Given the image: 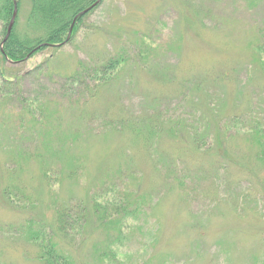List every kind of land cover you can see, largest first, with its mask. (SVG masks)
Listing matches in <instances>:
<instances>
[{"label":"rangeland","instance_id":"obj_1","mask_svg":"<svg viewBox=\"0 0 264 264\" xmlns=\"http://www.w3.org/2000/svg\"><path fill=\"white\" fill-rule=\"evenodd\" d=\"M27 12L28 7L21 3L12 26L21 30ZM4 25L0 22V47L8 22ZM70 29L72 31V27ZM263 34L264 0H104L84 18L72 41L55 48L56 51L54 48H43L29 58L27 55L18 64L4 62L0 55V68L10 80L9 84L0 83V92L5 94L0 98L4 101L0 105V186L15 178L38 198L31 210L20 208L16 211L0 202V264H35L30 253L34 249L26 241L21 226L32 216L52 224V209L48 203L55 199L41 178L40 165L33 161H18V150L6 152L4 148L14 145L43 150L39 139L31 141L29 134L28 140L17 137V128L12 123L14 119L11 120L14 111L19 114L20 108L15 95L28 98L42 90V97L57 99L50 96L46 88L53 86L59 95L62 81L76 69L77 59L87 61L85 65L91 66L93 61L112 56L126 39L135 41L142 36L149 42H158L163 44V48H168L163 57L154 61L153 67L130 64L115 82L100 89L99 94L88 103L79 108L74 104L58 107L55 123L43 127L30 121L25 123L26 126L48 132L54 124L51 147L61 150L65 137L74 133L71 130L78 125L80 132H77L76 145L72 152L63 156L65 161L61 166L70 169L66 168L69 159L73 156L80 158L87 180L96 179V182L108 176L106 174L117 175L113 172L118 169L132 170L135 175L141 176L138 178L140 192L153 196L154 203L149 217L129 223L142 225L148 221V226L153 224L159 230L153 247L155 251L144 256L147 264H257L264 255V198L259 201L249 194L264 196V189L259 188L264 167L253 158L256 146L242 137L229 139V150L250 169L247 176H243L242 170L230 162L208 163L199 160L193 152L184 155L174 137H162L156 146L161 161L162 157L168 161L169 156L170 161L176 162L177 169H189L191 173L205 165L209 174L204 171L210 178L216 176L214 169H218L215 183L204 179L190 181L188 184L195 192L208 183L214 187H225L227 183L238 182L235 193H228L221 187L213 196L207 198L202 195L204 199L193 200L187 197L188 190L182 192L181 189L163 187L161 174L153 167L147 139L127 130H105L102 123L107 116L113 112L112 116H117L120 111L129 116V112L143 116L149 114V117L159 120H163L166 113L191 117L194 102L201 113L205 109L203 104L211 102L218 106L220 114H246L249 119L264 126V74L253 49L254 44L264 41L261 38ZM171 49L179 52L178 59L173 52H167ZM31 70L34 72L22 81L15 79ZM165 78H172V81L168 83ZM181 81L190 90L196 82L203 85L195 92L198 95L193 102L179 101ZM64 93L67 94V91L60 96ZM11 94L13 97L8 100ZM67 95L74 97L75 93ZM85 114L89 115L84 117ZM169 118L175 119L174 116ZM182 133L185 143L188 135L185 130ZM25 134L26 131H23ZM9 158L18 162L11 165ZM65 179L60 185L55 184L56 188L59 186L57 206H61V200H67L70 195L82 200L89 189L87 184L74 182V176ZM101 182L107 189V182ZM245 186L249 189L247 195L241 194L246 191ZM89 192L92 194V189ZM62 208L64 206L59 210ZM78 214L71 216L73 232L70 245L56 237L72 252L76 264H100L93 245L103 239L104 233L92 225L83 239L77 231L80 226ZM140 241L138 236L121 247L119 253L126 259V264L143 261L141 253H137ZM25 249L30 250L29 254ZM145 250L146 247L143 248Z\"/></svg>","mask_w":264,"mask_h":264},{"label":"trees","instance_id":"obj_2","mask_svg":"<svg viewBox=\"0 0 264 264\" xmlns=\"http://www.w3.org/2000/svg\"><path fill=\"white\" fill-rule=\"evenodd\" d=\"M27 1L25 4L24 0H16L17 11H19L22 3L28 7V12L25 25L22 26V29L18 30L16 27H13L9 37L3 43L0 55L4 62L9 63L11 61L12 64H18L23 62L27 55H29V58L43 48H54L53 50L56 51L55 48L63 46L71 24L73 23V28L68 42L72 41L75 37L84 18L104 0H100L95 6H92V4L96 0ZM89 7L91 8L85 14L77 16L79 12ZM12 10L13 0H0V22L5 24L4 27L11 17ZM188 22L190 23L191 19ZM149 36L147 35V37ZM261 38L264 40V34ZM166 49L168 48H163V44L149 42L144 36L140 37V40L136 39L135 41L126 39L123 46L113 53L112 56H108L107 58L104 56L100 61H93L94 64L91 66L85 65L87 61L77 59L76 69L66 75V77L64 75L62 76L65 78L62 81L59 95L53 86L46 88L50 96H55L57 99L42 97L44 93L42 90L34 94L33 97L28 98H21L18 94L15 95V99H17L20 105L17 107L20 108L18 110L19 114H16L14 111L11 120L14 119L12 123L17 128V137L28 140L27 136L29 134V140H40L43 150L24 149L20 146L15 147L14 145L13 147L6 146L4 148L7 150L6 152H11L13 149L18 150L16 154L18 161L22 159L24 162L33 161L40 165L41 178L45 183V187L55 197V199L48 203L52 209V224H48L41 217L32 216L31 219L26 220L25 224L21 226L26 241L34 249L30 253L35 264H76L73 260L72 252L57 237L67 245H70L73 232V220L71 216L74 217L77 212H79L78 219L80 223L77 231L81 233L80 235L83 239L89 233L85 232L92 225H95L104 233L103 239L100 238L101 241L93 245L96 256L100 258V264H126V259L120 255L119 251L124 243L132 241L134 238H138V236L141 237V241L139 242V246L141 247L137 250V253H141L143 259L139 264H147L144 256L151 251H155L153 247L159 235V230L156 226L153 224L148 226V221L143 222L142 225L139 223L138 225L129 223L133 221L139 222L144 217H149V212L154 203L153 196L149 194L143 195L140 192V181H138V178H141V176L135 175L132 170L126 171L124 169H118L113 172L117 175L109 176V173L106 174L108 176L96 182V179L91 181L87 180V174L84 173L83 161L80 158L73 156V158L69 159L66 168L70 169H64L65 166H61L65 161L63 156L72 152L76 145L78 140L77 132H80L78 131V125H75V128L71 130L74 133H70L65 137L61 145V150H57L51 147L52 137L54 136V124H52L48 132H42L33 127L28 128L25 123L31 121L34 125L38 124L43 127H46L51 122L55 123L56 115L59 112L58 107H70L72 104L76 108L81 107L83 104L94 99L99 94L100 89L115 82L125 72L128 65L131 64L135 67L140 66L143 68L153 67L154 61H158L157 59L159 57H163ZM253 49L257 53L258 58L256 60L260 61V69L264 74V41L254 44ZM168 51L173 52L176 58L179 55V52H175V49ZM2 70L0 68V76L2 77L0 83L9 84V77L4 75ZM34 70L37 71L36 69ZM30 72L34 71L25 72L22 76L15 77V79L22 81L27 75L32 74ZM220 79L223 80V77H220ZM220 79L218 78V80ZM165 80L170 83L172 78H165ZM182 82H180V87L177 86L179 89V101L187 100L193 102L198 95L195 92L203 88V85L196 82L193 89L190 90ZM63 91H67V94L74 92L75 96H68L64 93L61 97L60 94ZM204 93L207 95L205 89ZM4 96L5 94L0 92V98ZM12 97L11 94L8 100ZM3 102L2 98L0 105ZM52 103L54 107H50ZM203 105L205 109L202 113L194 102L191 117H183L182 115L175 116L166 113L163 120L149 117V114L143 116V114L129 112V116L125 111H120L117 116H112L115 113L113 112L103 121L102 128L114 132L127 130L134 135L147 139L151 161L154 169L161 174L160 178L163 180V187L181 189L182 192H187L188 190L187 197L193 200L204 199L203 196L208 198L215 195L223 185L214 187L212 183H208L202 189L195 192L188 183L192 180L198 181L200 179L215 183V180L218 178V169H214V175L216 176H211V178L208 175L209 173L205 165L198 167L200 170L193 171L192 173V170L189 171V169L181 167L177 169L176 162L170 161L169 156L168 161H164V157L162 156L163 161L160 160L156 147L157 142L162 137H174L179 143L180 150L184 155L193 152L198 156L199 160H206L208 163L227 161L241 169L243 176H247L250 169L246 165L241 164L236 155L229 150L230 148L227 147V144L230 145L231 137L245 138L248 143L256 146L253 158L259 161L261 163L260 165L264 167V126L258 121L249 119L246 114H240L238 116L231 114L224 115L220 114L218 106L213 105L211 102ZM88 115L85 114L84 117ZM170 116H174L175 119L169 118ZM27 117L29 118L28 121L26 120ZM183 118H189L191 120H185ZM184 130L188 135L185 143H183L185 137L182 133ZM23 131H26L25 135H23ZM62 135L58 136V141L61 140ZM179 136L181 138H178ZM8 162L11 165L17 163L11 158L8 159ZM159 164L160 167L158 166ZM71 168H73L72 172H70ZM221 169L224 170L225 166H221ZM72 176L76 180L74 182L78 181L82 184H87L89 189H92V194H90L86 186V192L87 189L88 192L82 200L77 196L70 195L67 200H61V206H64V208L59 210L61 206H57L56 200V194H58L57 188L59 186L56 188L55 184L60 185L66 180L65 177L72 178ZM101 181L107 182V189ZM260 183L259 188L264 189V175L260 179ZM237 187L238 182L233 181V184L227 183L223 188L228 193H235ZM245 187L246 191H242L241 193L243 195H247V192L249 194L248 186ZM192 191L193 194L191 193ZM249 196L259 201H262L261 198H264L260 193L252 195L251 192ZM35 199L38 198L30 193L27 187L20 184L15 178L0 186V202L10 209L18 211L20 208H29L31 210L36 206L37 201ZM73 213L74 215H72ZM145 247L146 250L144 252L143 248ZM24 251L29 254L30 250L25 249ZM256 263L264 264V255Z\"/></svg>","mask_w":264,"mask_h":264},{"label":"water","instance_id":"obj_3","mask_svg":"<svg viewBox=\"0 0 264 264\" xmlns=\"http://www.w3.org/2000/svg\"><path fill=\"white\" fill-rule=\"evenodd\" d=\"M99 1H100V0H96V1L93 3L92 6L96 5ZM92 6H91V7H92ZM91 7H89V8H87V9L81 11L78 15H82V14L86 13ZM15 14H16V6H15V4H14V9H13V12H12V16H11V19H10V21H9V23H8L7 30H6V34H5V37H4L3 41H4V40L8 37V35H9L10 29H11V27H12V24H13V21H14V18H15ZM70 33H71V29H70L69 32H68V37H67V38H69ZM3 41H2V43H3Z\"/></svg>","mask_w":264,"mask_h":264}]
</instances>
